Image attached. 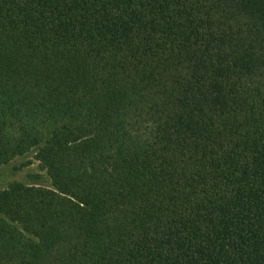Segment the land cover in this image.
<instances>
[{
	"label": "trees",
	"instance_id": "1",
	"mask_svg": "<svg viewBox=\"0 0 264 264\" xmlns=\"http://www.w3.org/2000/svg\"><path fill=\"white\" fill-rule=\"evenodd\" d=\"M33 152L0 264H264V0H0V164Z\"/></svg>",
	"mask_w": 264,
	"mask_h": 264
},
{
	"label": "rangeland",
	"instance_id": "2",
	"mask_svg": "<svg viewBox=\"0 0 264 264\" xmlns=\"http://www.w3.org/2000/svg\"><path fill=\"white\" fill-rule=\"evenodd\" d=\"M56 127L57 125L48 123L43 127L45 135L50 136ZM35 155L33 152L9 164H0V189L17 182L51 187V179L47 172L41 169Z\"/></svg>",
	"mask_w": 264,
	"mask_h": 264
}]
</instances>
